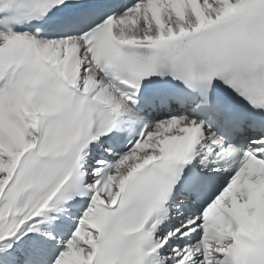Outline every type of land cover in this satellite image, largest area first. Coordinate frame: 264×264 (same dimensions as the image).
Wrapping results in <instances>:
<instances>
[{
  "label": "snow or ice",
  "instance_id": "6c2138e0",
  "mask_svg": "<svg viewBox=\"0 0 264 264\" xmlns=\"http://www.w3.org/2000/svg\"><path fill=\"white\" fill-rule=\"evenodd\" d=\"M0 264H264V0H0Z\"/></svg>",
  "mask_w": 264,
  "mask_h": 264
}]
</instances>
